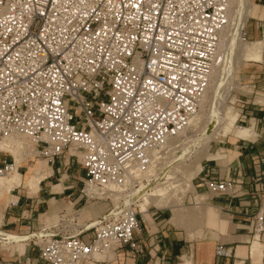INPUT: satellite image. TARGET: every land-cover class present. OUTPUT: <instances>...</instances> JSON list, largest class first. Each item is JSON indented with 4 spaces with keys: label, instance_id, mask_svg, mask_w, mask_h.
<instances>
[{
    "label": "built area",
    "instance_id": "1",
    "mask_svg": "<svg viewBox=\"0 0 264 264\" xmlns=\"http://www.w3.org/2000/svg\"><path fill=\"white\" fill-rule=\"evenodd\" d=\"M229 2L0 0V142L24 140L23 158L50 165L73 159L85 175L80 197L110 204L92 228L51 232L39 248L43 264L143 253L140 213L123 202L141 187L153 154L197 115ZM11 159L0 173L12 170ZM202 182L210 195L230 186ZM250 224L254 234L264 229L259 214Z\"/></svg>",
    "mask_w": 264,
    "mask_h": 264
},
{
    "label": "crops",
    "instance_id": "2",
    "mask_svg": "<svg viewBox=\"0 0 264 264\" xmlns=\"http://www.w3.org/2000/svg\"><path fill=\"white\" fill-rule=\"evenodd\" d=\"M256 1L262 7L252 0L253 14L249 19L255 23H246L242 33L249 41L264 36V0ZM254 83L258 87L264 85V75ZM252 106L248 101L241 106L239 118L243 127L234 124V128L244 130V133L227 134L231 136L220 141L221 146L212 154H206L202 159L206 163L200 164L196 187L203 188L202 179L230 183L227 191L211 195L205 204L200 196L197 201L192 200L194 206L207 208L208 225L199 228L191 218L188 220L180 215L179 210L173 216L169 210L147 208L144 214L137 216L143 253L134 254L124 248L105 264H180L181 259H186L189 264H264V229L254 234L250 226L252 217L259 214L264 227V107ZM11 161V157L0 155V167L3 162ZM25 168L20 165L16 171L21 174ZM79 171L82 170L73 159L64 157L50 165L46 173H39L42 171L37 169L32 174L40 178L36 188L32 189L33 195L16 191L18 187L10 190L15 194L5 205L2 203L0 213L8 232L5 234L29 232L39 225L42 216L43 222L48 224L55 215L59 218L58 228L52 224L46 228L49 232H56L61 227L85 229L104 217L108 209L104 205L90 207L84 204L78 210L83 221L80 224L76 214L72 216L68 212L83 200L77 189L79 178L75 177ZM71 217L74 222L69 226L67 221ZM91 235V232H83L80 237L88 241ZM26 246V253L31 256V247ZM217 247L222 249L223 255H216ZM0 262L11 264L14 261L0 259Z\"/></svg>",
    "mask_w": 264,
    "mask_h": 264
},
{
    "label": "rangeland",
    "instance_id": "3",
    "mask_svg": "<svg viewBox=\"0 0 264 264\" xmlns=\"http://www.w3.org/2000/svg\"><path fill=\"white\" fill-rule=\"evenodd\" d=\"M253 1L255 4L262 7L261 5H259V3L256 0H253ZM246 23H255V22L252 21L251 19H248ZM232 29L233 28L229 26L227 28V32L230 35H233L234 30ZM239 33L240 34L243 33V30L242 31L240 30ZM228 40H230L229 37H227V41H226L228 44L226 43L227 45H225V48H226L225 50L227 52H226V56L224 59L229 60V62L231 63L230 64L231 74H228L227 77L225 76L226 78L221 79L224 76H222V70L220 68L218 69V71H214V73H212L211 71V75L217 74L218 76L215 85H212V86H215V87L217 85L218 87L220 86V89L217 90L219 94H218L217 100L214 101V97H212V95L214 94L212 93V91H208L206 93L207 94V97L205 99L206 102L205 101L204 102L205 104L211 101L214 102L216 105L215 108L218 106H219L218 108L232 107L237 113V119L235 122V126L243 127L242 123L240 122L239 116H240L241 106H243L246 101H248L249 103H252L254 105L252 107H260L261 105L262 107H264V85H259L258 87L257 84L254 83L256 80H261L262 76L264 75V61L262 60L261 62L260 60H258L255 62H244L243 59L239 55L237 56L235 53L236 45H234L233 43H230V41ZM256 40L261 41L263 39L261 37L260 39H256ZM245 41L250 42L249 40H245ZM263 51H264V45H263ZM223 65L224 64H222V66ZM229 76H231V78ZM227 79L230 81L227 82ZM251 81H254V82H251ZM228 83L230 85L231 84L233 85L227 86ZM227 87H229V90H227L228 89ZM205 110H206L205 108H202L200 109V111H198L200 119L195 127L191 129H185L184 132H182L178 137H176L175 139L171 141L172 144L168 148L164 149L163 152H160L159 158L155 160V163L149 168L148 172L142 176V178H144V181L141 183V186L143 187H147L149 185L153 187L154 181L156 178L159 179L158 183L164 184V186L167 185V183L168 184L173 183L171 184L172 188L171 189L169 188L170 190L168 194L165 197H163L164 198L163 200H161L163 203H166L165 204L166 207H161L159 209L169 210L172 212L173 216L175 215L177 210H179V212L181 213V214L179 213L180 215L186 216L188 220L189 218H191V221L193 223H196L199 228L201 226L208 225L206 223L207 208H205V206L204 207L194 206L192 200L195 199V201H197L196 198L200 196L202 199V203L205 204L206 201L209 200V198L211 197V195L206 192V189L204 186L203 188L196 187L197 185L196 181L199 178V173H200V164L203 165L204 163H206V161L202 160L203 158L206 157V154H212L215 150H217L218 146H221V144L219 143L220 141H223L225 138L231 136V135H226L222 137V136L216 135L217 125L215 126V123L214 125H212L214 118L211 119L212 116L210 117L207 116L208 114L206 115ZM20 141H23V140H20ZM193 143H194V147L188 148V146H192ZM23 144H24L23 150L25 151V153L29 152L30 148H27L29 146L28 142L24 141ZM183 149H186L184 156H182V158L178 160V156L180 154L179 152ZM187 150L188 151L190 150V151L188 152ZM22 153L20 155L19 164L17 168L20 165H25L26 168L21 171V174L18 173L21 179L20 184L18 186H14V188L18 187L16 191H19L20 193L22 192L25 195H27V193L28 195H33L31 194V192H32L34 183L32 182L30 184L31 188L27 186L26 185L27 178L30 175L36 173L37 169H40V171H42L39 173H46V169L50 168V164H46V161H44L43 159L32 157L29 155H26V157L23 158ZM6 157L8 158L10 156L6 154ZM74 169L78 170L77 168H74ZM171 171L175 173L174 175L170 176L169 172ZM168 174L169 176L167 177ZM12 175L13 174L11 173L9 176H12ZM75 177L79 178V180L77 181L78 183L77 189L80 192L82 188V181L85 178L84 172L79 171L78 174H75ZM170 177L171 179H169ZM57 179H61V177L57 176ZM185 182L187 183L189 182V187L184 188V191H182L181 189L183 188V186H185ZM13 194L15 193L10 191L8 194L4 195V192L0 191V213L2 209V203L3 205H5V203L8 202V199L9 200L12 199L11 197ZM112 202L115 203L113 199H112ZM84 204L90 207L91 206L97 207V206L104 205L108 209L110 208V204L108 201L93 202L89 200L86 201L85 199L81 200L80 204L76 205V207L68 211L71 215L76 214L79 224L82 223L83 221L81 220L82 219L81 212L78 210L81 209ZM147 208L157 209L153 205H149ZM43 218L44 217L42 216L40 218L39 225L34 226V228L31 231L26 232V233H14V234L18 236H27L29 234H38L39 232V234L45 235V234L51 233L46 230V228L49 227L50 225L53 224L55 227L57 226L58 228V225L60 224V222H59V218L57 217V215H55V217L49 222V224L44 223ZM73 218L74 217H71L70 220L67 221V224H69V226H72L71 224L72 222H74ZM5 230L6 228L3 226V223L0 217V234H1L0 237L1 238H5L3 234L8 233ZM46 240H47V237H42L39 239L31 238L21 243L20 245L0 242V259L1 261H20V264H43L41 260H39L38 256H39V248L43 247ZM26 245H30L31 247V253H32L31 256L27 255L26 253L27 252ZM105 257H107L108 259H111L113 256L111 254L103 255V254L95 253L92 255V258L88 260H84V262H81L80 264H94V261H102L105 259Z\"/></svg>",
    "mask_w": 264,
    "mask_h": 264
},
{
    "label": "bare ground",
    "instance_id": "4",
    "mask_svg": "<svg viewBox=\"0 0 264 264\" xmlns=\"http://www.w3.org/2000/svg\"><path fill=\"white\" fill-rule=\"evenodd\" d=\"M252 14H253L252 0H230V2H229V24H228V26L233 28L232 30H234V32H233V35H230L226 29L225 32L223 33V35L221 36L219 48H218V54L215 58L214 65L212 68V73H214V71H218L219 68L222 70V76H224V77L221 79H224L228 76V74H231L230 73L231 72L230 71V69H231L230 64L231 63L229 62V60L224 59L226 56V52H227L225 50L226 49L225 45L228 44L226 42L227 37L230 38V40H228V41H230V43H233L234 45H236L235 53L237 56L239 55L243 59L244 62H255L258 60H260L261 62H262V60L264 61V51H263L264 39L261 41L255 40V41L246 42L242 38V33L241 34L239 33L240 30L242 31L247 20L252 16ZM222 64H224V65L222 66ZM221 66H222V68H221ZM216 73H218V72H216ZM219 73H221V72H219ZM210 75H211V73L209 74V76ZM209 76L207 78V85H206V88L204 90L203 96L201 97L200 102H199V111H200V109L205 108L206 109L205 110L206 115L208 114L207 116H209V117L212 116L211 119L214 118L212 125H214V123H215V126L217 125L216 135L223 137V136H226L227 134L232 133V132H234L235 135H242L244 133V130L234 128L235 120L237 118V113L232 107L218 108L219 107L218 106L215 108L216 105L212 101L205 104V102H206L205 99L207 97L206 93L208 91H212V93L214 95H212V94L211 95H212V97H214V101H215V100H217L218 94H219L217 92V90L220 89V86L218 87V85L216 87L212 86V85H215V83H216V80L218 77L217 74H215V75L213 74L210 77ZM229 77L231 78V76H229ZM229 81L230 80L227 79V82H229ZM224 84H225V82H224ZM228 85L231 86L233 84L230 85L228 83L227 86ZM227 88H228L227 90H229V87H227ZM199 117L200 116L197 113V115L189 122V125L186 129H191V128L195 127L197 125L199 119H200ZM171 141L172 140L165 143L159 152L153 154L154 163H155V160H157L159 158L160 152H163L164 149L168 148L172 144ZM23 142H24V140L20 141V139H17V140L10 139V140H4V141L0 142V151L11 156L13 158L14 165H16V166L12 167V170L10 172L0 173V188H1L0 191L4 192V195L8 194L10 192V190H13L14 186H18L20 184V180H21L19 177L20 173L17 172L16 169H17V166L19 164L20 155L24 149ZM192 147H194V143L192 146H188V148H192ZM185 150L186 149H183L179 152L180 154L178 156V160L180 158H182V156H184ZM15 167H16V169H15ZM190 167H192V166H190ZM190 167H189V169H190ZM11 173L13 175L9 176ZM171 173H173V171L169 172L170 176L174 175L175 172L173 174H171ZM169 174L167 175V177L169 176ZM169 179H171V177ZM169 179H168V181H169ZM158 180H159L158 178L155 179L153 187H151L150 185L147 187L141 186L139 189L133 191L130 194L129 199H125L123 204L125 206L130 205V204H135L137 209H138V213H141V214H144L146 212V210H147L146 208L149 205H153L157 209H159L161 207H166V205H165L166 203H163L161 200H163L164 199L163 197H165L168 194L169 190L172 188L171 184H173V183H170V184L167 183V185L164 186V184H159ZM39 181H40V178H35L34 175H31L27 178L26 185L31 188L30 184L33 182L34 183L33 189H34V188H36V185L38 184ZM186 187L187 188L189 187V182L188 183L185 182V186H183V188L181 190L184 191V188H186ZM115 196L116 195H113L112 197H115ZM105 217H106V215H105ZM97 223H98V220L94 221L93 223H91L90 225L85 227V229L92 228V227L96 226ZM50 235L51 234H45V235L39 234V232H38V234H29L27 236H18V235H12V234L6 235L4 233L3 236L5 238L0 237V242L20 245L21 243H23V242H25L31 238H38L39 239L42 237H48ZM254 246H255V243L253 244V247ZM181 260H182V262L180 264H189V262L186 259H181Z\"/></svg>",
    "mask_w": 264,
    "mask_h": 264
}]
</instances>
